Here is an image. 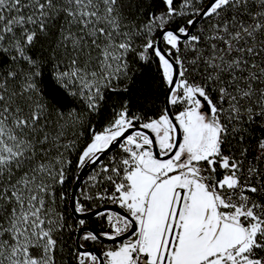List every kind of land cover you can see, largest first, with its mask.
Here are the masks:
<instances>
[{"label": "snow or ice", "instance_id": "snow-or-ice-1", "mask_svg": "<svg viewBox=\"0 0 264 264\" xmlns=\"http://www.w3.org/2000/svg\"><path fill=\"white\" fill-rule=\"evenodd\" d=\"M0 264H264V0H0Z\"/></svg>", "mask_w": 264, "mask_h": 264}]
</instances>
